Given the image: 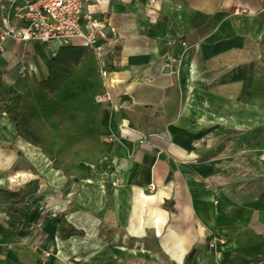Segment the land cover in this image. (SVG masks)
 I'll return each instance as SVG.
<instances>
[{
  "label": "crops",
  "instance_id": "1",
  "mask_svg": "<svg viewBox=\"0 0 264 264\" xmlns=\"http://www.w3.org/2000/svg\"><path fill=\"white\" fill-rule=\"evenodd\" d=\"M25 1L0 0V33ZM84 14L106 44L105 156L86 180L31 160L33 179L0 183L31 190L0 192V264H264V0H86ZM56 48L0 40L13 102ZM20 140L0 105V150ZM14 152L0 180L27 170Z\"/></svg>",
  "mask_w": 264,
  "mask_h": 264
},
{
  "label": "trees",
  "instance_id": "2",
  "mask_svg": "<svg viewBox=\"0 0 264 264\" xmlns=\"http://www.w3.org/2000/svg\"><path fill=\"white\" fill-rule=\"evenodd\" d=\"M99 68L90 47H61L50 60L45 80L34 82L25 75L16 81L15 88L21 95L15 102L0 72V105L17 137L40 149L52 167L66 177L88 179L85 166L99 164L107 150L102 130L103 105L97 101L105 92ZM0 192L14 204L24 202L31 194L27 187ZM15 212L10 211L8 220L13 228L20 224ZM193 255L194 251L186 262Z\"/></svg>",
  "mask_w": 264,
  "mask_h": 264
},
{
  "label": "built area",
  "instance_id": "3",
  "mask_svg": "<svg viewBox=\"0 0 264 264\" xmlns=\"http://www.w3.org/2000/svg\"><path fill=\"white\" fill-rule=\"evenodd\" d=\"M85 6L86 0H26L13 15L15 21L11 17L8 19L0 33V40L12 38L26 43L55 44L58 48L88 46L96 53L101 78L106 87L108 70L103 63L106 44L101 42L96 30L99 21L84 14ZM97 101L104 106L112 103L113 97L105 90L97 97ZM155 191L156 186L151 185L150 193ZM209 248H215V241L209 243Z\"/></svg>",
  "mask_w": 264,
  "mask_h": 264
},
{
  "label": "bare ground",
  "instance_id": "4",
  "mask_svg": "<svg viewBox=\"0 0 264 264\" xmlns=\"http://www.w3.org/2000/svg\"><path fill=\"white\" fill-rule=\"evenodd\" d=\"M14 133L10 131L8 134V138H13ZM19 146L23 148L27 154L30 156V158L35 161L39 166H48L50 164L49 159L41 152V150L36 149L32 145H29L27 143L21 142L19 143ZM17 154L14 151H1L0 150V169H8L13 166V164L16 162ZM52 169V167H50ZM53 174L59 175L60 177H63L60 172H57L55 170H51ZM34 174L29 170H18L17 172H11L9 174L8 179H1L0 183L3 184L4 181L7 184L8 189L11 190H17L21 186H23L25 183L33 179Z\"/></svg>",
  "mask_w": 264,
  "mask_h": 264
},
{
  "label": "rangeland",
  "instance_id": "5",
  "mask_svg": "<svg viewBox=\"0 0 264 264\" xmlns=\"http://www.w3.org/2000/svg\"><path fill=\"white\" fill-rule=\"evenodd\" d=\"M54 46V48L55 47H57L58 48V46H56L55 44L53 45ZM56 48V49H57ZM59 49V48H58ZM19 146V144H14V145H12L10 148H11V150H13V151H17L18 152V155H19V157H18V165H20V166H22L23 168H25V169H27V170H29V169H32V171H34L33 170V168L32 167H35L33 164H32V162H31V160L32 159H28V157H30L28 154H27V152L23 149V148H21V147H18ZM34 147V146H33ZM8 148V147H7ZM36 149H38V148H36ZM40 150V149H39ZM27 156V157H26ZM36 163V162H35ZM37 164V163H36ZM32 166V167H31ZM12 169H14V168H12ZM2 173H5L6 174V172H0V174H2Z\"/></svg>",
  "mask_w": 264,
  "mask_h": 264
}]
</instances>
